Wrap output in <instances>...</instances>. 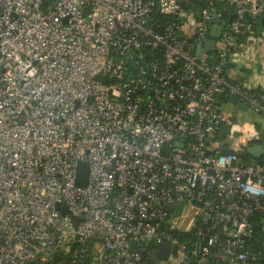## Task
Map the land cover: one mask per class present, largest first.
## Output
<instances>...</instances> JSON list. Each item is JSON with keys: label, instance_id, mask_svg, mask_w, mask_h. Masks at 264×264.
Instances as JSON below:
<instances>
[{"label": "built area", "instance_id": "built-area-1", "mask_svg": "<svg viewBox=\"0 0 264 264\" xmlns=\"http://www.w3.org/2000/svg\"><path fill=\"white\" fill-rule=\"evenodd\" d=\"M263 16L264 0H0V264H260L261 131L218 95L264 118V92L227 73Z\"/></svg>", "mask_w": 264, "mask_h": 264}, {"label": "water", "instance_id": "water-1", "mask_svg": "<svg viewBox=\"0 0 264 264\" xmlns=\"http://www.w3.org/2000/svg\"><path fill=\"white\" fill-rule=\"evenodd\" d=\"M230 16L228 21H231L233 16ZM262 20L264 21V16L262 17ZM212 22L214 23L212 26V31H211V36L212 37H218L220 35L222 26L227 23V20L224 19L222 20L219 17H215L212 19ZM206 41V46H202L199 44L197 46L196 53L198 57L200 58L202 53L204 51H211L214 50V45H215V40L214 39H205ZM222 92L225 93V89H222ZM227 100L230 101L232 104L235 106V111H244L246 112L249 116L255 117V121L257 123V129L261 131L260 137L259 138H254L251 142L252 144L247 148L248 153L254 157L255 159H258L260 162H264V118L261 116H257L256 112L252 109H249L248 105L242 101H239L236 96L234 95H229L228 93H225ZM238 133L236 132L235 135ZM224 136L223 132H220L218 134V137L222 138ZM211 138H207L206 142H211ZM219 150L221 154H229L233 152V149L228 148V147H219L215 148L213 151ZM212 150H207L206 155H210ZM89 163L88 162H80L78 165L77 169V177H76V182L79 186H86L88 183V177H89ZM181 209V204H179V210ZM64 213H68V211L63 209ZM132 246L134 248L137 247V242L134 241L132 243ZM173 251H176V246L173 248ZM170 253V246L166 243H161L158 246V249L153 252L152 254V259L156 262H159L160 259H167Z\"/></svg>", "mask_w": 264, "mask_h": 264}, {"label": "crops", "instance_id": "crops-1", "mask_svg": "<svg viewBox=\"0 0 264 264\" xmlns=\"http://www.w3.org/2000/svg\"><path fill=\"white\" fill-rule=\"evenodd\" d=\"M237 43V63L230 64L228 76L235 82L242 83L255 90L264 92V29ZM224 92L219 93L218 100H226Z\"/></svg>", "mask_w": 264, "mask_h": 264}, {"label": "trees", "instance_id": "trees-1", "mask_svg": "<svg viewBox=\"0 0 264 264\" xmlns=\"http://www.w3.org/2000/svg\"><path fill=\"white\" fill-rule=\"evenodd\" d=\"M229 14H232L234 11V7L228 6L227 7ZM248 27L243 28L237 36V41L238 42H244L246 41L247 37L253 33L255 30L256 32H259L264 29V21L262 20V17L255 21V22H250ZM247 158H250V156L247 154ZM252 222H254V232L256 234L260 235V238H264V214L257 212L253 217H252ZM260 264H264V255L259 259Z\"/></svg>", "mask_w": 264, "mask_h": 264}, {"label": "rangeland", "instance_id": "rangeland-1", "mask_svg": "<svg viewBox=\"0 0 264 264\" xmlns=\"http://www.w3.org/2000/svg\"><path fill=\"white\" fill-rule=\"evenodd\" d=\"M221 108L229 113L233 119L235 120L236 123L242 124L245 121L253 120V116H249L246 112L244 111H235V106L228 100H223L221 101ZM173 259L165 261L163 264H173Z\"/></svg>", "mask_w": 264, "mask_h": 264}]
</instances>
